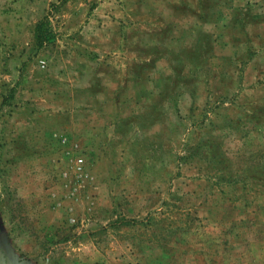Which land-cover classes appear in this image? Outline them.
Returning <instances> with one entry per match:
<instances>
[{"label":"rangeland","instance_id":"obj_1","mask_svg":"<svg viewBox=\"0 0 264 264\" xmlns=\"http://www.w3.org/2000/svg\"><path fill=\"white\" fill-rule=\"evenodd\" d=\"M60 1L0 0V264H264V0Z\"/></svg>","mask_w":264,"mask_h":264},{"label":"crops","instance_id":"obj_2","mask_svg":"<svg viewBox=\"0 0 264 264\" xmlns=\"http://www.w3.org/2000/svg\"><path fill=\"white\" fill-rule=\"evenodd\" d=\"M163 1H166V0H163ZM179 1L180 0H176V1H172L173 3H170V0H168V4L165 10L166 12L157 10L160 8L159 2H162L161 0H147L146 1V3L149 4L151 7L152 14H155L156 16V19H155L156 21L154 20L155 22L154 26L152 27V29L149 28V31H151V33H148V32L146 33L147 38H150L152 43L155 42V44H160L161 47H162V44L168 43L167 39L164 41L161 39H158L160 38V35L156 34V30L158 29L156 27L158 25H160V27L165 26L171 29L172 40L169 39V42L171 41V43L177 42V39H179V41L186 40L188 37H192L193 38L192 41L194 42H199L196 39V37H199V34H201L202 31L201 30L199 31L197 24H201L202 26V24L204 25V24L210 23L211 19H207L204 13L198 12L199 11L198 0H193L192 3H189L186 0L187 3H186L185 9H182L175 5ZM143 12H144L143 10H140L138 15L134 19V23H133L134 25L142 26V23L147 21V19L143 15ZM209 12H212V10H210ZM190 19L191 20L193 19V21H189ZM150 20L152 21L153 19H149V21ZM144 39L142 40L144 41ZM150 40L148 39V41ZM166 58L169 59L167 54H164V56H161V58H158L156 62V66L158 67V65L160 64L159 62L167 61Z\"/></svg>","mask_w":264,"mask_h":264},{"label":"trees","instance_id":"obj_3","mask_svg":"<svg viewBox=\"0 0 264 264\" xmlns=\"http://www.w3.org/2000/svg\"><path fill=\"white\" fill-rule=\"evenodd\" d=\"M69 0H61L59 5H52L54 10H58L61 6L65 5ZM38 41L41 43H54L56 41V34L42 22L37 27Z\"/></svg>","mask_w":264,"mask_h":264}]
</instances>
